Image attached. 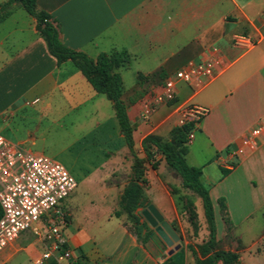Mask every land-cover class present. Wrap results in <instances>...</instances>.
<instances>
[{
    "label": "crops",
    "instance_id": "1",
    "mask_svg": "<svg viewBox=\"0 0 264 264\" xmlns=\"http://www.w3.org/2000/svg\"><path fill=\"white\" fill-rule=\"evenodd\" d=\"M37 5L53 16L68 47L92 57L126 51L129 61L118 72L140 157H146L143 141L148 135L163 141L173 138L181 126L180 106L199 103L211 108L194 123L186 160L203 169L221 248L238 252L242 264H264V138L234 167L227 165L230 150L264 118V0H37ZM236 34H245L254 43L244 48L234 39ZM213 45L223 53L217 76L200 89L179 81L176 99L159 106L151 120L144 121L142 109L154 90L162 89L168 76L189 60H198ZM51 130L54 137L60 130L70 145L88 151L89 168L82 178L95 177L110 203L93 219L94 226L86 228L78 219L80 206L74 192L80 180L76 177L78 186L70 201L64 202L69 213L68 246L75 263L167 264L182 252L183 264H197L191 246L210 236L201 196L184 186L179 173L177 186H166L173 174L159 152L156 167L146 163L145 191L149 205L154 204L177 231L180 240L175 244L181 247L170 253L167 243L163 250L129 228L123 213H116L130 184L124 176L131 178L134 156L113 102L94 88L71 59L59 63L38 30L37 19L15 5L0 21V134L33 151ZM151 149L156 150L154 145ZM16 240L6 248H13ZM27 240L24 237L22 245L29 251L28 263L34 264L45 245L40 238L37 244ZM4 252L0 264H7L12 256L5 258Z\"/></svg>",
    "mask_w": 264,
    "mask_h": 264
},
{
    "label": "built area",
    "instance_id": "2",
    "mask_svg": "<svg viewBox=\"0 0 264 264\" xmlns=\"http://www.w3.org/2000/svg\"><path fill=\"white\" fill-rule=\"evenodd\" d=\"M236 42L244 48L254 42L245 34H236ZM223 53L218 45L209 47L198 60H189L181 69L168 76L162 89L154 90L153 96L144 103L142 119L149 121L159 106L173 102L177 97V83L184 81L198 89L206 86L217 76ZM179 125L197 124L206 117L208 105L191 103L180 106ZM194 132L188 136V143ZM264 138V118L242 139L239 146L230 150L228 167H234L243 157L254 150L259 139ZM76 176L61 161L45 154L24 148L21 144L0 134V252L15 241L23 232L34 231L45 245L44 252L34 264H75L68 246L66 229L69 213L65 200L77 188Z\"/></svg>",
    "mask_w": 264,
    "mask_h": 264
},
{
    "label": "trees",
    "instance_id": "3",
    "mask_svg": "<svg viewBox=\"0 0 264 264\" xmlns=\"http://www.w3.org/2000/svg\"><path fill=\"white\" fill-rule=\"evenodd\" d=\"M15 5H21L37 19V28L46 40L49 51L58 59V62L62 63L71 59L85 74L94 88L105 93L114 104L127 144L134 156L130 184L121 195L122 209L116 214L119 216L126 213L140 232L144 223L140 221L136 210L138 207L150 203L145 191L148 184L145 177L146 163L148 162L156 167L158 161L155 160V157L160 152L167 163L181 175L184 186L198 193L203 200L210 236L202 244L191 246L197 257V264H218L219 261L224 264H242L238 252L221 248L217 239V224L210 189L202 181L203 169L188 164L186 160L188 136L194 129V123L189 122L177 127L173 138L170 140L163 141L158 135H148L143 141L146 157H140L134 147V128L130 123L127 105L123 99V78L118 72V69L129 61L126 51L102 52L97 57H92L86 52L68 47L60 38L59 29L53 20V16L49 12L39 9L37 0H7L0 3V21L12 13ZM152 145L155 146L156 150L151 149ZM173 192L177 193L178 189L173 188ZM2 213L3 210L0 204V217ZM139 232H136L138 236ZM183 263L184 256L182 252L176 259L171 256L167 262V264Z\"/></svg>",
    "mask_w": 264,
    "mask_h": 264
},
{
    "label": "rangeland",
    "instance_id": "4",
    "mask_svg": "<svg viewBox=\"0 0 264 264\" xmlns=\"http://www.w3.org/2000/svg\"><path fill=\"white\" fill-rule=\"evenodd\" d=\"M128 84L129 83L127 82V85ZM43 126H45V123ZM53 131L54 130H51L50 132H46L45 141L40 139L37 143V146H35L32 150L44 151L48 155L66 164L70 168L71 172L75 174L76 177H79L80 180L79 186L76 189V191L74 190L75 191L74 196H76L75 200L80 206V212H79L80 214L78 215V219L80 223L84 224L86 228L93 227L94 226L93 219L102 215V213L105 212V210H107V205L110 204L106 202L107 193L103 185L99 184L97 182V179L95 180V177L87 181H84L85 178H82V175L89 168L88 167L89 161L86 158V154L88 151H85V149L82 148V145L81 146H79V144L70 145L67 139L62 135V133H60V130H56L58 136L54 137ZM42 139H43V135H42ZM44 145H46V147L45 149L43 148L44 149L43 150L41 148ZM167 169H169L170 173H172L173 175L171 177L172 181L166 183V186H170V187L171 186L175 187V185L177 186L176 178H179L180 175L176 170L169 167L168 165H167ZM129 179L131 178H128L127 175L124 176V181H127ZM186 195L187 194H184V197ZM70 199L71 197L67 198L66 199L67 202H69ZM148 206L149 204L145 206H141L140 208H138V212L136 210V213L139 216V218L144 221V226L141 228L140 232L138 231L134 222L130 218H128L127 214L123 213V216L126 219V224L134 232L137 233L139 232V237L141 240L151 241L152 239L156 242L157 245L161 246L163 250H165L167 246L165 240L161 237V235L156 231V228L151 225V223L147 220V218L143 214L144 209H146ZM119 208H120L119 211H121L122 209L121 203ZM24 237H27V239L30 240L29 243H36V244L39 243L38 242L39 236L34 231L23 232L21 236L17 238L18 240H16L14 244L15 246L13 248H5V252H4L5 258L12 253V256L7 261V264H29L28 263L29 251L27 250V248H23L24 245H22L24 242ZM171 248H173V246H171ZM36 249L40 250V247L37 246Z\"/></svg>",
    "mask_w": 264,
    "mask_h": 264
},
{
    "label": "water",
    "instance_id": "5",
    "mask_svg": "<svg viewBox=\"0 0 264 264\" xmlns=\"http://www.w3.org/2000/svg\"><path fill=\"white\" fill-rule=\"evenodd\" d=\"M143 214L151 223V225L156 228V231L161 235L165 242L169 246H173L170 253H173L175 250L180 249L181 244H175L180 240L177 231L167 220H165L163 214L157 209L154 204H150L146 209H144Z\"/></svg>",
    "mask_w": 264,
    "mask_h": 264
}]
</instances>
